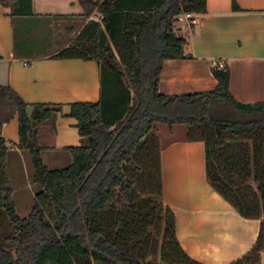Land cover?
<instances>
[{"label":"trees","instance_id":"trees-1","mask_svg":"<svg viewBox=\"0 0 264 264\" xmlns=\"http://www.w3.org/2000/svg\"><path fill=\"white\" fill-rule=\"evenodd\" d=\"M89 21L59 60L96 62L100 100L71 105L83 143L72 162L49 170L37 124L62 106L28 105L0 86V264H200L182 249L175 215L163 203L162 150L157 127L186 128L187 142L205 146L210 187L248 220H261L255 245L233 264H261L264 253V101L239 103L227 64L214 66L212 92L163 95L167 60H184L175 31L182 13L206 12V0H79ZM10 17L33 15L32 0H0ZM233 11L240 12L235 0ZM220 64V63H217ZM18 117L40 191L28 218L18 216L8 174L10 146L2 127Z\"/></svg>","mask_w":264,"mask_h":264},{"label":"crops","instance_id":"crops-1","mask_svg":"<svg viewBox=\"0 0 264 264\" xmlns=\"http://www.w3.org/2000/svg\"><path fill=\"white\" fill-rule=\"evenodd\" d=\"M235 1L240 12L233 11V0H206V12L197 15L194 31L177 32L191 58L164 62L161 94L214 91L213 67L222 63L229 66L230 91L239 103L264 101V0ZM32 10V16L12 18L0 5V86L12 88L24 100L29 117L35 106H62V113L37 124L36 130L44 165L64 169L72 162L65 149L83 143L70 107L100 100V73L96 62L54 57L100 16L95 12L84 19L79 0H32ZM1 136L10 146L9 174L10 162L18 168L30 156L18 147V117L2 127ZM162 182L163 203L175 215L178 241L190 258L200 264H233L255 245L261 220L241 217L210 187L204 143L165 144Z\"/></svg>","mask_w":264,"mask_h":264},{"label":"rangeland","instance_id":"rangeland-1","mask_svg":"<svg viewBox=\"0 0 264 264\" xmlns=\"http://www.w3.org/2000/svg\"><path fill=\"white\" fill-rule=\"evenodd\" d=\"M186 133V128L182 125H175L172 128L159 125L156 135L159 137L162 146H164L170 142L185 140ZM27 157L29 162H20L18 168L10 162L9 170V177L14 191L13 200L17 214L22 219L29 217L34 205L35 194L41 189L34 179L31 158L29 155Z\"/></svg>","mask_w":264,"mask_h":264},{"label":"built area","instance_id":"built-area-1","mask_svg":"<svg viewBox=\"0 0 264 264\" xmlns=\"http://www.w3.org/2000/svg\"><path fill=\"white\" fill-rule=\"evenodd\" d=\"M100 19L96 18L98 22ZM199 25V19L197 15L192 13H182L175 18V31L178 33H192L194 29ZM224 64H216L215 66L223 67Z\"/></svg>","mask_w":264,"mask_h":264}]
</instances>
